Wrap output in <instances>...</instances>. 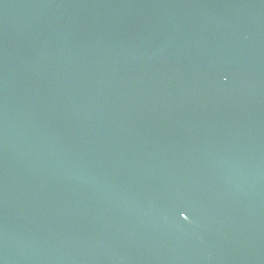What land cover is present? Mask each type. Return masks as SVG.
<instances>
[{"label": "water", "instance_id": "water-1", "mask_svg": "<svg viewBox=\"0 0 264 264\" xmlns=\"http://www.w3.org/2000/svg\"><path fill=\"white\" fill-rule=\"evenodd\" d=\"M0 264H264V0H0Z\"/></svg>", "mask_w": 264, "mask_h": 264}]
</instances>
